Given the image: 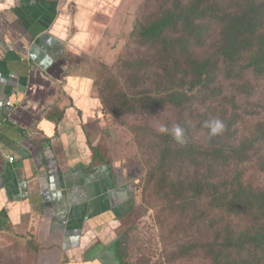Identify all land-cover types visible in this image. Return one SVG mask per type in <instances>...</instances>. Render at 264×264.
I'll return each instance as SVG.
<instances>
[{
	"label": "crops",
	"instance_id": "0c3cea01",
	"mask_svg": "<svg viewBox=\"0 0 264 264\" xmlns=\"http://www.w3.org/2000/svg\"><path fill=\"white\" fill-rule=\"evenodd\" d=\"M120 1L0 0V247L23 264H125L134 175L97 162L103 106L87 68Z\"/></svg>",
	"mask_w": 264,
	"mask_h": 264
},
{
	"label": "trees",
	"instance_id": "16d2710c",
	"mask_svg": "<svg viewBox=\"0 0 264 264\" xmlns=\"http://www.w3.org/2000/svg\"><path fill=\"white\" fill-rule=\"evenodd\" d=\"M262 2L161 0L160 11L149 12L151 16L145 18V15V22L139 24L141 32L137 48H144V61L128 63V70L146 67L143 76L134 78L131 83L137 89L141 86L143 91L149 86V90L144 93L139 89L142 93L133 95L132 104L137 100L133 106L137 109H131L130 104H126L123 91L111 94L116 106L123 100L129 108L128 112L118 111L115 116L138 115L143 122L145 118H153L162 110L176 112L188 105L187 108L190 106L197 113L196 118L203 122V116L199 113L200 109L208 110L207 104L195 97L202 90H207L219 77L222 71L220 64L230 72V65L237 63L239 71H250L264 80ZM214 23L218 25L216 31L212 29ZM102 104L106 109L104 101ZM210 114L215 116L210 115L211 118L225 122L226 130L223 134L210 138L208 129L202 127L199 137L191 138L192 123L188 121L182 124L187 137V143L183 146L177 144L171 135L159 134L158 167L154 172L149 168L148 182L151 184L158 171L168 164V159L175 156L189 157L201 153V157L208 162V174L212 167L228 169L220 178H195L190 184L193 189L190 198L183 197V194L187 195V190L182 181H173L167 177L163 182L169 189L175 190L174 201H181V206L195 198L205 197L207 211L215 220H212L211 228L205 232L208 238L210 234L211 237L206 246L209 253L203 261L208 264H251L256 256L264 262V187L254 188L244 183V167L251 162L253 167L258 164L257 169L264 174V165L261 164L264 161V118L255 124L244 120L237 123L242 114L233 99L220 106L215 105ZM147 119L145 122L148 124ZM143 131H147V136L149 133L151 137L157 134L153 126L149 125ZM238 132L240 135L235 139ZM156 147L147 149L149 153L144 154L149 164ZM200 170L205 171L202 167ZM170 180L173 181L172 187ZM186 187H189V182ZM198 213L195 214V221H200ZM202 245L203 241L197 247L202 248Z\"/></svg>",
	"mask_w": 264,
	"mask_h": 264
},
{
	"label": "rangeland",
	"instance_id": "374dc122",
	"mask_svg": "<svg viewBox=\"0 0 264 264\" xmlns=\"http://www.w3.org/2000/svg\"><path fill=\"white\" fill-rule=\"evenodd\" d=\"M121 2L123 6L119 7ZM260 2L262 1L260 0ZM124 3L123 0L120 1L118 11H113L115 16L111 21L109 18H104V20H108V23L104 24L107 34L106 36H104L105 33L101 34L102 42L97 43L95 65L90 64L87 67L92 70L90 73L97 75V96L101 103L105 102L107 109L102 104V123L105 125V130L100 132V136L97 138V162L100 161L109 166H119L118 170L122 171L125 176L127 174L124 170L134 175L132 178L136 190V205L130 215L122 221L123 227L119 240L121 253L125 259L124 263L208 264L203 260L209 253L206 246L211 234L208 238L205 232L211 228L215 217L210 212L208 213L205 197L195 198L190 203L181 206V201H174L175 190L169 189L163 180L168 177L173 181H182L185 184L184 189L187 190V195L183 194V197L186 198L193 191L190 184L195 181V178L200 180L220 178L228 169L212 167L211 173L208 174L206 172L209 169L208 162L201 157V153L189 156L192 159H189L188 155L175 156L168 159V164L158 171L157 177H154V181L149 184V168L154 172L160 158L158 147L161 140H157L160 134L157 132V128L160 124H165L171 129L175 124L182 126L184 122L188 121L192 123L190 137L197 139L204 121L213 119L210 117V115L214 116L210 114L212 108L231 99L236 101L237 109L242 114L237 123L244 120L255 124L256 121L264 118V80L250 71H239L237 63L230 65V72L223 64H220L222 71L219 77L208 86L207 90H202L201 94L197 96L195 94L198 101L207 104L208 114L205 109H200L201 113H199L203 116V122L196 118L197 113L193 112L190 106L187 108L188 105L181 108L180 111L162 110L153 118H145L149 121L148 124L145 119L142 122V118L139 119L138 115L130 117L126 114L123 117L118 115L116 117L115 114L118 111L128 112L129 108L126 104H130L131 109L134 108L137 100H134L132 104L133 95L149 90V86H147V90L144 89L145 91L139 86V89H142L141 92L135 84L131 83L134 78L143 76L142 73L146 67L141 66L128 70V63L144 61V48H137L141 32L139 24L151 16L148 14L149 12L157 13L162 7L161 0H130L127 6ZM144 16L145 18H143ZM212 29L218 30V25L214 23ZM110 38L112 39L110 40ZM120 90L126 96V104L121 100L116 106L111 94L118 93ZM194 117L195 119H193ZM148 125L153 126L157 132L155 136L151 137L149 133L147 136V131H143L148 128ZM239 135L240 132L235 135V139ZM161 137L162 135H160ZM155 145H157L156 151L151 156L149 164L145 153H149L148 150L153 149ZM261 164L264 165V161ZM201 167L205 171H201ZM244 168V183L246 185L254 188L264 187V174L257 169L258 164L257 167H253L251 162ZM172 180L169 181L171 187ZM188 182L189 187H186ZM162 192L165 193L160 195ZM196 212H199L201 222L195 221ZM202 241V248L197 247V245H201ZM118 248L113 247L112 251L118 254ZM19 250L21 251V248H15L12 245L5 249L0 247V264H23L24 259L20 256ZM253 258L255 260L251 264H264L259 257ZM118 262L120 260H116V264Z\"/></svg>",
	"mask_w": 264,
	"mask_h": 264
},
{
	"label": "clouds",
	"instance_id": "9594fccd",
	"mask_svg": "<svg viewBox=\"0 0 264 264\" xmlns=\"http://www.w3.org/2000/svg\"><path fill=\"white\" fill-rule=\"evenodd\" d=\"M203 127L208 129V135L210 138L221 135L226 130L225 122L218 118L204 121ZM157 132L160 134L171 135L172 139L181 146L187 143L186 130L180 124L173 125L171 129L165 124H160L157 128Z\"/></svg>",
	"mask_w": 264,
	"mask_h": 264
},
{
	"label": "built area",
	"instance_id": "2783aa9c",
	"mask_svg": "<svg viewBox=\"0 0 264 264\" xmlns=\"http://www.w3.org/2000/svg\"><path fill=\"white\" fill-rule=\"evenodd\" d=\"M14 161H15L14 158H8V162H9V163H13Z\"/></svg>",
	"mask_w": 264,
	"mask_h": 264
}]
</instances>
